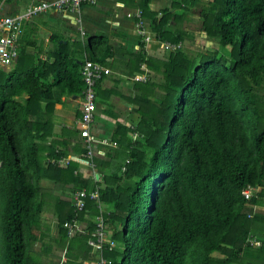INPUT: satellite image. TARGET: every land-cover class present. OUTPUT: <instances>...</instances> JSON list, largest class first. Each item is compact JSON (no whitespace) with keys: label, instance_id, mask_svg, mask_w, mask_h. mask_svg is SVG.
I'll list each match as a JSON object with an SVG mask.
<instances>
[{"label":"trees","instance_id":"trees-1","mask_svg":"<svg viewBox=\"0 0 264 264\" xmlns=\"http://www.w3.org/2000/svg\"><path fill=\"white\" fill-rule=\"evenodd\" d=\"M150 2L138 7L157 40L184 41L190 35L171 22L197 10L208 44L167 60L148 56L144 43L126 52L129 73L147 79L131 99L139 123L117 124L116 156L97 162L101 210L87 198L76 214L74 193L97 181L75 174L76 162L57 163L67 157L68 130L54 134L51 115L62 97L82 93L79 53L106 65L114 53L106 36L83 43L53 34L35 55L20 39L15 66H0V264H43L31 246L48 205L57 242L74 259L66 264L96 257L88 239L99 213L118 244L105 246L110 264H264V0H172L160 12ZM42 179L62 187L51 204ZM74 216L87 225L69 236L64 222Z\"/></svg>","mask_w":264,"mask_h":264},{"label":"crops","instance_id":"crops-1","mask_svg":"<svg viewBox=\"0 0 264 264\" xmlns=\"http://www.w3.org/2000/svg\"><path fill=\"white\" fill-rule=\"evenodd\" d=\"M33 1L35 0H10L6 2V10L12 14L18 13L26 9ZM138 2L137 0H96L95 4L82 5L76 13L62 14L48 11L37 14L24 24L23 33L20 37V39H24L25 48L29 51L28 48L36 46L37 40L41 41L44 39L43 36L41 37V29L45 31V49L51 46L49 39L53 34L61 35L71 42L80 40L83 43L87 42L89 37L106 36L108 44L113 48L112 52L114 53L107 57L106 65L102 64L110 69V74L101 79L96 86V115L91 128V132L100 139L108 138L114 141L113 135L117 124L133 127L138 122V115L135 112L136 105L133 104L131 99L139 95L136 90L135 84L137 82L134 81V76L140 73L135 72L131 75L129 67L125 65L126 52L132 54L140 52V44H143L135 33L133 20L126 16L127 12L139 8ZM171 3L172 0H151L149 7L152 11L160 12L170 8ZM175 13L181 15L183 11L176 10ZM149 31H151L153 39L151 43L144 45L143 51L150 57L165 60V54L168 51L162 49L155 33L151 29ZM40 41L38 42V47L42 43ZM88 52L83 53L82 60L77 57L78 55L76 57L83 62L88 56ZM79 116V97L75 96V99L74 96L62 97V102L54 105L51 115L53 132L60 135L63 128H66L69 132L70 130H78L77 134L73 136L66 131L64 138L68 142V154L65 159L67 162L72 161L78 164L75 174L80 173L84 178H91L89 177L91 170L86 166V157H81L77 151L80 148L85 152L77 125ZM136 135L138 136V134L134 133V137ZM117 148L118 146L99 145L94 158L96 169L97 162L101 160L109 161L112 157H115ZM95 182L96 180L94 179ZM98 183H95L97 188L105 185L104 182L101 185ZM41 184L45 188L46 200L50 204L62 196V187L56 188L53 180L42 179ZM70 187L71 184L65 185V188ZM63 195L69 200L71 199V195H66V193H63ZM82 224L86 226L87 222L82 221ZM83 225L81 226L83 227ZM252 236L257 242L259 241L255 234L252 233L250 237Z\"/></svg>","mask_w":264,"mask_h":264},{"label":"built area","instance_id":"built-area-1","mask_svg":"<svg viewBox=\"0 0 264 264\" xmlns=\"http://www.w3.org/2000/svg\"><path fill=\"white\" fill-rule=\"evenodd\" d=\"M10 0L0 1V66L10 67L19 57V40L23 33L24 24L33 16L48 11L58 13H76L80 10L83 4H95L96 0H35L26 9L18 13H10L6 10V2ZM140 1V0H137ZM127 18L133 20L135 33L140 38L144 45L151 43L153 36L147 28L143 12L141 8L126 13ZM163 50L173 52L182 47V42H160ZM144 67V65L142 66ZM80 76L83 80V90L79 97L80 116L77 121L79 127V135L83 140L85 148L86 166L91 170V177L97 182L101 180L100 174L97 172L94 158L99 145L116 147L117 143L108 138H97L91 128L95 121L96 115V86L101 79L110 74V69L99 62H95L85 58L80 67ZM135 79L145 80L144 74H137ZM67 160L61 159L57 161L59 165H63ZM124 170V168H122ZM250 190L244 191L246 197L249 196ZM91 199L96 206L101 210L99 202V188H95L91 192H86L85 189L78 190L73 195V204L76 214L85 208V199ZM64 227L67 229L69 236H73L76 232H81L82 228L78 224L77 216L71 220L64 222ZM249 243L256 244L255 240ZM115 241L107 233L104 225L103 214L99 213L95 218V229L90 234L88 245L91 252L96 256V264H110V260L103 256L105 249L112 250L115 247Z\"/></svg>","mask_w":264,"mask_h":264},{"label":"rangeland","instance_id":"rangeland-1","mask_svg":"<svg viewBox=\"0 0 264 264\" xmlns=\"http://www.w3.org/2000/svg\"><path fill=\"white\" fill-rule=\"evenodd\" d=\"M200 17L198 14V11H191L188 12L187 15L185 16L184 19H182L181 21H179L178 23H175V21H172L171 23V29H173V27L178 26L179 28H182L183 30H185L187 32L188 37H186L184 39V41H182V47L181 49H184L186 51L189 52H193L195 50H198L199 48H202V43L205 42V44H208V42H206V36H205V32L200 30ZM145 23L147 25V28L150 29L149 24L147 23V21L145 20ZM42 31V35L44 39L37 40L36 46L34 47H30L28 48L29 51H27L28 53L31 54H36L37 50H39L38 47V42H42L41 45L39 44V46H42L43 48H45V31H43V29H41ZM193 36V38H192ZM20 53V52H19ZM89 54V52H88ZM170 52H166L165 54V60L168 59ZM78 58L81 59V57H83V53L82 54H78L77 56ZM82 60V59H81ZM14 65L10 66V67H14ZM10 67H1L3 69H8ZM145 70V65L143 67ZM142 74V73H140ZM146 76V75H145ZM155 79H157L158 77L154 76ZM147 79V76L146 78ZM134 81L136 82H144V80H138V79H134ZM97 101V99H96ZM138 115V122L136 123V125L139 123L140 121V117L139 114ZM135 126V125H134ZM135 140L139 139V137L136 135L134 137ZM119 161V160H118ZM109 172V171H108ZM118 174L119 171H117ZM131 182H125V186L131 185ZM46 210V211H45ZM96 216L94 217L95 220ZM56 213L53 209V207L50 205H48L45 207L44 206V210L42 213V220H43V225L40 227L39 230H36L34 233L36 234L37 240L32 244L31 249L32 251L38 255L40 257V260L43 264H66L67 260H74L72 256L67 255L66 251L67 248L66 247H62L58 242V238H59V234H58V230L56 227ZM87 219V218H86ZM118 245V244H116ZM93 254V253H92ZM91 254V255H92ZM219 253H213L214 256H217ZM94 256V254H93ZM219 256V255H218ZM223 257V255L221 256ZM79 260L77 261L78 263L80 262V258H78ZM90 259L92 260L91 262H86V264H94V259H96V257L92 258V256H90Z\"/></svg>","mask_w":264,"mask_h":264},{"label":"water","instance_id":"water-1","mask_svg":"<svg viewBox=\"0 0 264 264\" xmlns=\"http://www.w3.org/2000/svg\"><path fill=\"white\" fill-rule=\"evenodd\" d=\"M74 99H75V96H74Z\"/></svg>","mask_w":264,"mask_h":264}]
</instances>
